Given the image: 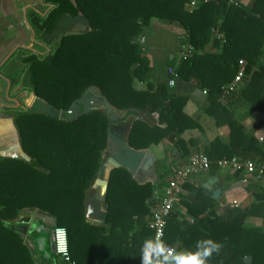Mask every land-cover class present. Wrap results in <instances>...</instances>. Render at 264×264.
Segmentation results:
<instances>
[{
  "label": "trees",
  "instance_id": "trees-1",
  "mask_svg": "<svg viewBox=\"0 0 264 264\" xmlns=\"http://www.w3.org/2000/svg\"><path fill=\"white\" fill-rule=\"evenodd\" d=\"M191 1L42 0L50 5L44 15L26 11L38 41L65 17L81 16L85 30L63 35L43 55L18 48L5 62H19L17 71L10 75L0 71L11 82L9 91L21 85L18 94L25 92L47 106L46 110L26 108L25 98L16 94L21 106L3 110L12 117L18 143L29 160L0 157V264H36L19 231L27 226L24 218L33 210L45 212L54 227L66 229L75 264H141V249L153 239L149 218L158 203L157 182L141 183L126 169H113L100 222H88L86 216V201L110 131L137 150L158 145L164 138L174 140L177 147L184 144L179 136L188 128L183 113L186 97L173 94L167 82L147 81L150 61L139 38L156 21L181 32L185 56L174 70L184 81L195 78L211 103L222 84L233 78L238 60L247 63L249 72L264 44V0H254L249 7L228 6L227 0H196L190 7ZM216 32L225 43L215 39ZM210 39L216 49L221 47L219 54L204 52ZM220 73H225V80H219ZM136 82L146 85L135 87ZM89 88L128 114L111 122L101 100L89 94L87 99L100 106L84 111L82 98ZM74 107L78 112L70 118L66 112ZM133 111L157 112L165 127L136 118L130 123L127 116ZM207 157L208 170L217 168V161ZM191 190L182 185L186 195L181 191L177 202L186 216L180 219L173 210L164 242L185 253L195 252L201 241L222 245L207 264H264V232L244 224L248 212L218 215L210 197L201 189ZM36 227L39 224L34 222L31 232ZM37 252L40 264L62 263L51 251L47 257L43 250Z\"/></svg>",
  "mask_w": 264,
  "mask_h": 264
},
{
  "label": "crops",
  "instance_id": "crops-1",
  "mask_svg": "<svg viewBox=\"0 0 264 264\" xmlns=\"http://www.w3.org/2000/svg\"><path fill=\"white\" fill-rule=\"evenodd\" d=\"M38 1L40 0H0V34L2 33L4 19L7 16H11L12 20L18 25L15 28L14 36L17 45L18 43L21 44L24 39L30 42L31 39H28L30 35L35 39L34 31L26 16V11L31 9L37 12L33 7ZM238 1L241 5L249 7L254 0ZM37 13L40 15L44 14ZM180 33L176 29H172L170 26L156 21L139 38V40L144 41L140 46L146 58L150 61V72L148 73L147 81L151 84L167 82V70L169 68L176 69L179 66L184 55ZM3 35H0V40L3 38ZM12 40H9L6 46H4V42H0V71L1 68L3 71L8 65L5 62L16 51L15 49H25L28 46H17L15 48L11 46L9 50H6L5 47H8ZM220 50L221 47L215 48L212 39L204 46L205 53L210 54L215 52L219 54ZM168 62H171V65L167 68ZM221 63L219 62V66ZM244 63L247 64L245 61ZM221 65L224 64L222 63ZM263 66L264 44L261 47V54L254 59L249 72L245 71L244 77L236 90L230 94L221 92L212 103L207 98L208 93H203L204 89L200 87L195 78H191L189 81L179 78L173 87H169L176 96L186 97L183 113L189 119V122H186L188 128L179 136L184 141V144L177 147L174 145V140L164 138L158 145L142 149L150 153L153 161V171L137 175V180L142 183L157 182L158 189L155 193L159 197L165 184L171 178L173 169L178 165L184 164L189 156L195 153L211 156L214 163L234 152V157L253 161L264 168V72L260 71V68ZM223 69L225 71L226 67ZM4 73L7 74V71ZM224 74L221 75L220 73L221 77L219 80H225ZM233 78L230 81L224 82L222 86L228 85ZM1 80L4 81V85L7 81L4 99L11 101L7 95L10 87L8 84L9 80L0 72V82ZM145 85L142 82L134 84L135 87ZM0 97H3V93L1 92ZM17 104L9 106L6 103L0 102V110L19 107V104ZM127 111L117 110L113 107L110 121L116 122L127 115ZM134 118L151 126L160 125V127H165L164 123H159L157 112L146 114L144 111H133L127 116V121L131 123ZM5 125L6 129L0 128V141L5 140L9 151L13 144L17 147L18 136L11 116L4 119L0 118V127ZM12 128L15 132L14 134L11 133ZM159 175H161V178H158ZM208 181H211L210 189L209 193L205 194L204 185ZM185 183L192 189L191 193H194L197 189H201L204 195L210 197L214 201L216 214L226 215L229 211L233 210L237 212L246 211L248 213L244 219V224L248 227L261 229L264 232V185L255 173L236 172L230 169L213 167L212 170L194 173ZM216 191L220 193L217 197H213L212 193ZM182 194L186 195V191H182ZM232 202L238 204L239 207L236 209L230 208L229 203ZM34 213L38 215L43 214L41 218L50 217L45 212L39 210H33L25 216L27 226L23 225L25 227L24 234H26L27 240H30L35 245L36 250L41 252L43 250L41 243L44 238L41 229L43 228V224L40 222L42 221L39 219L40 216L36 220L34 219ZM174 213L180 219L186 216L185 209L178 202L174 207ZM34 222L39 224V229L36 227L31 232L30 227ZM23 226L20 229H23ZM31 235L34 237L33 241L30 239ZM24 244H27L25 240ZM44 256L47 257L46 254Z\"/></svg>",
  "mask_w": 264,
  "mask_h": 264
},
{
  "label": "built area",
  "instance_id": "built-area-1",
  "mask_svg": "<svg viewBox=\"0 0 264 264\" xmlns=\"http://www.w3.org/2000/svg\"><path fill=\"white\" fill-rule=\"evenodd\" d=\"M207 2L209 0H203ZM196 0L190 2V7L195 6ZM228 6H238V0H227ZM215 38L220 43H225V38L220 32L215 33ZM143 40H139V44H143ZM185 56V55H183ZM168 80L167 85L173 87L176 81L179 79L178 73L169 68L167 70ZM245 74V63L243 60H238L237 70L233 80L225 86H221L220 90L224 94H230L234 92L241 82ZM206 93V90H203ZM210 167V161L208 157L203 153H195L189 156L188 160L181 165L176 166L173 169L171 178L167 181L161 194L158 197V203L152 210L149 218V228L153 232L154 242H162L167 250L171 252H182L179 247L166 244L164 242L165 228L168 218L171 216L174 207L177 203L178 196L182 191V185L188 180L194 173L200 171H207ZM217 167L222 169H230L232 171H244L246 173H255L257 178L261 180L264 185V168L255 164L250 160H242L238 157L222 158L217 161ZM229 207L236 209L238 204L229 203ZM52 252L62 262L61 264H75L71 259L68 246L67 231L64 227L55 226L52 229Z\"/></svg>",
  "mask_w": 264,
  "mask_h": 264
},
{
  "label": "rangeland",
  "instance_id": "rangeland-1",
  "mask_svg": "<svg viewBox=\"0 0 264 264\" xmlns=\"http://www.w3.org/2000/svg\"><path fill=\"white\" fill-rule=\"evenodd\" d=\"M37 12H40V13H46V9L50 8V5H44L41 0L38 1V3L33 7ZM43 14V15H44ZM18 27L17 23L15 21L12 20L11 16H7L4 21H3V29H2V33L0 35H3L0 40V42H4V46H6L8 43L9 40H12V42L10 43V45L8 47H5L6 50H9V48L11 46H14L13 48L17 47V46H22V47H25V45H28L26 46L25 50H29V51H32V52H35V53H38L40 55H43L45 53H47L49 51V47H52L54 45L57 44V42L62 38L63 35L67 34V33H82L84 32L85 30V20L81 17V16H77L75 18H70V17H65L63 19H61L55 29L53 30L52 33H48V34H45V35H42V38H41V41H38V40H35L33 39V37L30 35L28 37V39H31V41H27V40H22L21 44L18 43L17 45V42L16 39L14 38L15 36V28ZM29 43V44H27ZM23 49V48H22ZM17 50V49H15ZM19 67V62L17 61H14V62H10L8 63V65L3 69V71H7V73L10 75L12 73H15L17 71V68ZM2 69V68H1ZM7 79V78H6ZM8 80V79H7ZM10 80L8 81V84L10 85ZM6 84H7V81H6ZM4 85V81L1 80L0 82V92L3 93V97H0V102L1 103H6L7 105L11 106V105H16L17 104L19 107L21 106V104L19 103V99L18 97H24L25 98V101H26V108H35V109H44L45 108V104L38 100L35 101L34 100V97H27L25 92H22L20 94H18V89H19V86L21 85H18L17 87H14L12 90H8V98L11 100V101H8V100H5L4 99V91L6 92V86L7 85ZM10 88V87H9ZM16 94H18V97L16 96ZM11 96H15V97H11ZM17 101V102H16ZM95 107L97 106H100L98 104H94ZM101 107V106H100ZM7 109V108H5ZM4 110V109H3ZM3 110H0V118H8V114H5ZM104 112H105V109L103 108L102 109ZM109 117H110V113H109ZM0 128H7L6 125L3 126V127H0ZM11 133L14 134V130L13 128L11 129ZM2 139V138H1ZM16 145H17V142H16ZM8 145L6 144L5 140H1L0 141V154H12V153H17L19 150L17 147L14 146H11V149L8 151ZM107 155V154H106ZM105 155V156H106ZM104 156V157H105ZM108 170H105L104 172H101L98 176L99 178V190L102 191L103 190V184H104V180L106 179L107 175H108ZM98 175V174H97ZM147 177V176H146ZM144 181V180H142ZM95 182V181H94ZM94 183L93 185L91 186L90 188V191H89V196L87 198V201H86V216H87V219L91 218L90 217V214H89V210L90 208H92L94 206V204L92 203V198L94 197L96 191L93 189L94 188ZM102 209H105V205H102L101 206ZM35 211V210H34ZM41 215L43 214H40L38 215L37 213L35 214L34 213V219L36 220L37 218H39L38 216H40V221L45 230L47 229H51V227H54V223L52 221V218H48L46 216L45 217H42L41 218ZM101 216L102 214L101 213H98V215L96 216V220H101ZM25 220V218H24ZM42 229V228H41ZM25 233V227L23 226V229H20V234L22 235V237H24L23 239L25 240V242H27L26 246L29 248L30 252H32V256L33 258L35 259V263L36 264H40L41 260V254L37 252L36 250V247L35 245L30 242V240H27L26 238V234ZM40 255V256H39Z\"/></svg>",
  "mask_w": 264,
  "mask_h": 264
},
{
  "label": "water",
  "instance_id": "water-1",
  "mask_svg": "<svg viewBox=\"0 0 264 264\" xmlns=\"http://www.w3.org/2000/svg\"><path fill=\"white\" fill-rule=\"evenodd\" d=\"M91 95L95 99H99L102 102L101 108L105 109V115L110 120L111 116L109 117V113H113V106L109 104V102L104 98L100 92L94 88H89L83 95L82 102H83V109L84 111H87L91 108H94L96 103L90 102L89 99H87V95ZM35 101H37L36 98H34ZM47 108V106H45ZM39 109V110H46V109ZM78 112V108L74 107L71 111L66 112L70 115V118L73 117ZM18 153H12V154H0V157H9V158H18L25 161H28L29 158L22 152L20 145L18 143L17 145ZM107 154V155H106ZM106 156L101 160V164L98 170V175L94 182V190L96 191L94 197L92 198V203L94 206L90 208L89 214L90 217L87 219L88 222L91 223H99L100 220H96V216L98 213L103 214L105 212V209H102V205H105V199H106V188L108 184V178L109 174L113 169L116 168H123L126 169L133 178L137 180V175L142 174L143 172L151 173L153 171L152 167V157L150 153L146 150H137L132 148L128 142L125 140V138H118L116 137L111 131L108 133V142H107V148H106ZM108 170V175L106 179L104 180L103 184V190H99V174L101 172H104L105 170ZM142 183V182H141ZM211 181H208L204 185V193H209ZM220 192L216 191L212 193L213 197H217ZM51 238H52V231H51ZM248 261V259H246Z\"/></svg>",
  "mask_w": 264,
  "mask_h": 264
},
{
  "label": "clouds",
  "instance_id": "clouds-1",
  "mask_svg": "<svg viewBox=\"0 0 264 264\" xmlns=\"http://www.w3.org/2000/svg\"><path fill=\"white\" fill-rule=\"evenodd\" d=\"M222 245L201 241L195 252H169L162 242L145 241L141 249V264H207L213 253H219Z\"/></svg>",
  "mask_w": 264,
  "mask_h": 264
},
{
  "label": "flooded vegetation",
  "instance_id": "flooded-vegetation-1",
  "mask_svg": "<svg viewBox=\"0 0 264 264\" xmlns=\"http://www.w3.org/2000/svg\"><path fill=\"white\" fill-rule=\"evenodd\" d=\"M51 231L52 229H44V238L42 239V248H43V251L45 252V254H48L47 252L48 251H51L52 252V238H51Z\"/></svg>",
  "mask_w": 264,
  "mask_h": 264
}]
</instances>
